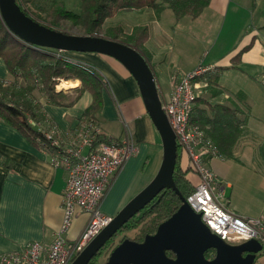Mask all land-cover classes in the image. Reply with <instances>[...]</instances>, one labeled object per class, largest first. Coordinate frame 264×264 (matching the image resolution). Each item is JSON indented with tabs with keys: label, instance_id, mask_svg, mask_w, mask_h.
Returning a JSON list of instances; mask_svg holds the SVG:
<instances>
[{
	"label": "crops",
	"instance_id": "0c3cea01",
	"mask_svg": "<svg viewBox=\"0 0 264 264\" xmlns=\"http://www.w3.org/2000/svg\"><path fill=\"white\" fill-rule=\"evenodd\" d=\"M168 11L155 14L143 9L144 18L138 22L146 29L151 23L141 53L153 72L159 98L163 101L173 94L175 71L212 68L205 77L214 81L216 96L204 89V98L210 104L240 109L239 116L246 122L232 157L220 155L205 158L204 162L216 178L230 212L240 218L264 217V0H210L195 19L185 16L176 20ZM163 15L173 25L184 23L186 34L205 48L199 62L182 64L175 59L174 45L166 39L168 33L161 24ZM187 55L191 56L189 52ZM66 56L90 66L101 78L102 103L95 118L107 138L120 140L128 134L135 144V153L114 176L100 203L103 214L114 216L144 186L143 166L151 159L161 162V141L137 83L119 62L97 53L71 52ZM10 79L0 59V80ZM62 82L72 83V87L56 86L58 104L48 102L43 93H33L41 116L34 128L55 132L68 144L83 125L92 96L88 91L77 93L79 80ZM178 163L187 170L188 157L181 151ZM186 178L197 182L191 174ZM65 181L66 173L54 166L51 153L0 122V253L18 250L29 242L45 246L52 242L62 223ZM87 222L88 214L79 212L66 239L76 240ZM253 264H264L263 251Z\"/></svg>",
	"mask_w": 264,
	"mask_h": 264
},
{
	"label": "trees",
	"instance_id": "16d2710c",
	"mask_svg": "<svg viewBox=\"0 0 264 264\" xmlns=\"http://www.w3.org/2000/svg\"><path fill=\"white\" fill-rule=\"evenodd\" d=\"M16 2L23 12L34 21L48 28L56 29L30 13L23 6L22 0H16ZM209 2L210 0H80L81 11L79 14L61 6H56L51 13L54 16L53 23L66 20L73 25L82 26L86 35H94L107 18L121 10L148 8L152 9L155 14H159L164 9H169L176 20L185 16L195 19L208 6ZM147 34L145 27H138V29H134L133 34L127 40L124 39L121 42L141 53V46L146 41ZM110 38L117 40V37L113 35ZM66 53L71 52L38 48L24 43L7 31L0 18V59L9 75L13 77L12 81L0 80V122L17 129L33 144H40L42 149L45 144L48 152H55V149L49 145V140L43 135L41 127L38 126V129H35L32 125V123H39L41 117L40 104L33 97L34 91L40 90L48 102L58 104L60 99L55 88L59 81L79 80L80 87L77 93L88 91L92 96V102L84 111L82 122L97 121L95 117L102 103L103 83L99 75L86 64L70 61L66 58ZM18 79H21L23 84H19ZM206 79L208 83L206 91H211V96H216L214 81L210 76ZM3 82L7 85H3ZM241 113L242 111L236 107L210 104L202 96L195 101L190 123L198 126L205 133L216 147L218 154L230 158L245 127V118L239 116ZM177 154L173 180L179 193L186 199L194 188L185 178L187 171L179 167V151ZM157 199L158 197L124 224L89 264H93L103 251L110 252L117 244L114 242L115 237L123 231L139 229L138 238L134 240L141 241L145 235L153 234L156 227L181 205L179 197L172 190L164 191L158 201ZM168 255L171 256L170 253ZM205 256L211 259L214 256L213 251H207Z\"/></svg>",
	"mask_w": 264,
	"mask_h": 264
},
{
	"label": "built area",
	"instance_id": "2783aa9c",
	"mask_svg": "<svg viewBox=\"0 0 264 264\" xmlns=\"http://www.w3.org/2000/svg\"><path fill=\"white\" fill-rule=\"evenodd\" d=\"M211 70L199 66L189 73H174L173 94L161 101L178 150L187 155L190 168L198 176L199 183L186 201L201 214L207 228L226 243L255 239L264 248V217L240 218L225 207L221 188L204 162L205 158L220 154L205 133L190 123L200 90L208 86L205 75ZM43 135L55 149L49 152L52 163L66 173L62 223L49 245L29 242L18 250L0 253V264H70L110 223L112 216L100 211L101 200L114 176L136 151L128 134L120 140H111L94 120L83 122L68 144L55 132L43 131ZM43 149L46 150L45 144ZM79 212L88 214L87 225L76 240L68 241L65 235Z\"/></svg>",
	"mask_w": 264,
	"mask_h": 264
},
{
	"label": "water",
	"instance_id": "95a60500",
	"mask_svg": "<svg viewBox=\"0 0 264 264\" xmlns=\"http://www.w3.org/2000/svg\"><path fill=\"white\" fill-rule=\"evenodd\" d=\"M0 18L7 31L38 48L61 52L97 53L119 62L138 85L146 112L155 128L162 148L157 173L151 181L131 198L110 223L80 252L70 264H89L105 244L131 218L137 215L166 190H172L181 205L153 234L141 241L123 239L108 254L105 264H253L263 246L255 239L228 244L212 233L173 180L178 147L175 136L161 107L155 79L144 56L130 45L97 35H74L51 29L27 16L16 0H0ZM213 251L211 259L207 251ZM171 254V256L168 255Z\"/></svg>",
	"mask_w": 264,
	"mask_h": 264
},
{
	"label": "rangeland",
	"instance_id": "374dc122",
	"mask_svg": "<svg viewBox=\"0 0 264 264\" xmlns=\"http://www.w3.org/2000/svg\"><path fill=\"white\" fill-rule=\"evenodd\" d=\"M23 6L32 14H34L36 17L40 18L41 21L44 23L51 24L53 27L58 29L59 31H63L65 33L74 34V35H86L84 32V29L80 25H73L71 22L66 20H60L56 23H53L54 16L51 13L52 9H55L56 6H61L65 8L68 11H71L75 14H79L81 11V3L80 0H22ZM149 10L148 8H145ZM152 10V9H151ZM140 10H121L115 14H113L111 17L107 18L97 33H94V35L101 36L104 38H110L112 35L114 37H117V40L121 42V40H127L129 36L133 34L134 29H138V27H144V26H138V22H140V18L143 16L141 15ZM169 14H172V11H168ZM144 18V16H143ZM167 16L163 15L161 24L166 28L167 30V37L166 39L168 41H172L174 45V57L176 60H181L182 64H189L192 61L196 60L199 62V59L202 55V52L205 48L203 46L200 47V44L197 43L196 39H194L191 35H187V28L184 25V23H169L167 21ZM183 18V17H182ZM141 24V23H140ZM147 26L151 27V23L147 24ZM147 28L148 30L150 28ZM189 52V55L187 53ZM68 58V57H66ZM69 59V58H68ZM70 60V59H69ZM71 61V60H70ZM176 73V71L174 72ZM173 76V75H172ZM11 81L13 80L12 76ZM63 80L59 81V84ZM19 84H23V81L21 79H18ZM3 85H7V83L3 82ZM58 87V86H57ZM56 90V88H55ZM203 90L201 89L200 97L203 96L206 97L207 94H203ZM35 94H41L42 92L40 90L34 91ZM193 125V124H192ZM162 149V148H161ZM216 158V157H215ZM160 160L157 162H154L153 159H151L149 162H147L146 166H143V175L144 176V186L142 189L153 179L155 174L157 173V170L160 166ZM206 165V163H205ZM189 168H187L186 175H192L197 178V182L193 183L189 178H185L189 181L192 188L199 183L198 182V176L197 174L190 168V163L188 161ZM207 166V165H206ZM143 179V178H142ZM138 183V179H137ZM141 189V190H142ZM140 190V191H141ZM194 191V189H193ZM138 193V191L132 196V198ZM139 229H131L130 231H123L121 234L117 235L114 239V242H118L123 237L127 239L134 240L138 238ZM136 241V240H135ZM110 252L106 253L104 251L103 255H98L96 260L93 264H104L107 258V255Z\"/></svg>",
	"mask_w": 264,
	"mask_h": 264
},
{
	"label": "bare ground",
	"instance_id": "6f19581e",
	"mask_svg": "<svg viewBox=\"0 0 264 264\" xmlns=\"http://www.w3.org/2000/svg\"><path fill=\"white\" fill-rule=\"evenodd\" d=\"M91 35V34H90ZM72 83H64V82H61L59 85H58V89H61V88H64L66 89L67 87H72L71 85ZM22 88V87H21ZM118 108V107H117ZM37 131V130H36ZM176 168V167H175ZM153 207V206H152Z\"/></svg>",
	"mask_w": 264,
	"mask_h": 264
},
{
	"label": "flooded vegetation",
	"instance_id": "af4514ba",
	"mask_svg": "<svg viewBox=\"0 0 264 264\" xmlns=\"http://www.w3.org/2000/svg\"><path fill=\"white\" fill-rule=\"evenodd\" d=\"M123 239H125V238H123ZM123 239H122V240H123ZM118 242H119V241H118ZM118 242H117V243H118ZM112 249H113V248H112ZM103 253H104V251H103L101 254L103 255ZM107 256H108V255H107ZM104 264H105V263H104Z\"/></svg>",
	"mask_w": 264,
	"mask_h": 264
}]
</instances>
